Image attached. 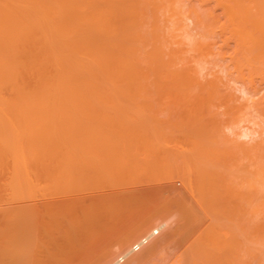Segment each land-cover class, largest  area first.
Wrapping results in <instances>:
<instances>
[{
  "label": "bare ground",
  "instance_id": "obj_1",
  "mask_svg": "<svg viewBox=\"0 0 264 264\" xmlns=\"http://www.w3.org/2000/svg\"><path fill=\"white\" fill-rule=\"evenodd\" d=\"M85 86L88 89L86 91H89V87H93V86H95V87L102 86L103 88H106V86H109V88L110 87H122L124 89L130 88V89H128V91L123 89L125 92L120 91V95L122 97L120 95H118V96L121 97L122 101H124V99H122L124 97L122 95L123 93H125L126 95H130L132 97H136V98L139 97V99L141 101H144L143 99L145 97L149 98L151 94H154V96L156 95L155 97L160 101L159 104H158V102L156 103V104H158L157 106H159L161 104V105H163L164 109H165L164 104H169V102H171V101L173 102V100L168 102V98L170 99L171 97H177V98L179 97L180 99H182L181 100L182 102L184 101V99H185V101L186 100L190 101V102L192 101V104L195 103V104H197V106L203 105V107H205L204 105H207V104L209 105V102H212L214 100H219L223 103L222 105L225 108V110H224L225 113L228 115L229 118H231V120L233 122L238 123L242 119H244V120L246 119L248 122H250L251 127L244 126L246 124L242 125L244 127V130L242 129L243 131L241 130L240 127L238 128L240 130H237L236 127L233 129L232 127H234V126H232V125L234 124L236 126V124L235 123L232 124L231 122H229L228 124H226L228 126V128L226 126V128H227L226 130L229 129V126H231L230 128H232V129H231V131H230V129L228 130V131H230L229 133H224L221 131L220 125L223 127V124L225 122L223 124H220V121L222 122L223 119L221 120V118H222V116H225V115L223 114V112L222 113L220 112V114H223V115L218 114L219 116H221V117H219L220 120H219V122L217 119L215 121V122H218L216 124V126L219 124L218 125L219 128H218V126L216 127L215 123H214V126L217 129H215L213 126V130L211 132L210 129L208 130V128H205L207 126L206 125L204 126L203 122L204 121L206 122V120H204L203 116H201V113H200V117H199V113H198V115L195 114V117H194L193 114L196 113V111H195L196 108L194 110L195 112L193 114H190V115H186L187 111H185L186 112L185 115L187 116V117H185L186 118L185 120H187V124H189L188 122H190V121H191V124H193V121L189 120V118H188L189 116L191 117V115H193L192 116L193 119L195 118L196 130L192 129L193 130L192 132L187 131L181 137L182 139H180L179 136L175 135L173 141L176 144V138L177 137H178L177 139L179 141H181L180 145L182 146V152L183 153L181 152L182 155H181V153H179V154L181 156L184 155V157H185V160H186L185 162H187V164H186V166H187L186 170L187 171H185V170L183 171V168H182V171L180 169H178L180 167V164L182 165V163H185L183 160H182L183 161L182 163L178 162L176 165H173L174 163H172L171 167L167 168V171L169 170V172H176V174H179L178 178L181 176V174L183 175V177L187 181V184L189 185V187L187 186L186 189H188V188L191 189L193 197L200 204V206L203 205V206L208 207V205H210L209 208L212 207V209H213L212 211H215V209L213 207L217 206L218 212H216V214L217 213L219 214V211L221 210L219 205L224 204L221 206L223 210L220 211V214L222 215V213H223V215H224L226 213L225 214L226 216H224V217H226L225 218L226 220L227 219L229 220L230 217L231 218L234 217L233 215L230 216L229 213H232V214L236 213V212L238 213L239 210L238 211H236V210L237 209L242 210V208H240V207H243V205L239 206V202H238V198H237L241 195V194H239V193H241V191L237 192L238 191V183H237V190H236V195L238 193L237 197L235 196V191H234L233 195H230L233 193V190H234V188L236 189V187L233 188L232 184L229 183V180L228 181L226 180L227 184H226V182L223 183V181L225 180L224 173L226 172V175H227V171H226V168L228 167L227 164L231 165V162L229 163L228 158L232 157V151H236L239 154H240V152H243L242 154L246 155L248 157V159L246 156L244 157V156H242V154H240L241 157L242 158L244 157V158H246V160L249 161L248 162L246 160H243V162L245 161L244 164L248 163V165L246 164L247 170L244 168H241V169L236 168V171H237V169L242 170V172H243V170H246L245 171L246 173L245 172L240 173L238 170L239 174H241V178H243L244 175L246 176L248 174V172H252L249 174L252 175V176H250V178H252V180H250V182L253 181V184H250V182H248V183L244 182L242 185L246 186L247 184H249L251 186H254V189H253L251 186L248 185L249 189H250V187L252 188L250 190L251 195L254 194L251 191L255 190L254 191L255 196H253V199H252L253 205L250 204L251 206H254L253 207L254 210L251 208L249 210H253V211L257 212L256 214H255V212L254 213L252 212L251 217L253 214L258 216V217L254 216L255 219L253 218V222H255V223L258 220V224L256 225V226H258L257 227L258 230L255 231L256 226H254L255 227V230H253L254 232L251 231V234H252V232H253V234H256V232H257L256 238H253V239L256 240L255 242H256V246H257L256 251L258 253V258H257V253H256L255 254L256 256L253 257L254 260H257L256 263H250V264H264V0H0V181H2V183L4 180L9 181L8 183H10L12 181V182H14V185H16V182H19V183L27 182V184L25 185L26 186L25 189H27L28 191H29V188H27V186H29V185L33 186V184L35 186V184H37V190L39 189L38 187L41 185V189H44V190L46 189V190L51 191V190L56 189V191H57V189L61 187L59 189V191H60L64 187L65 191L68 192L67 190L69 189V187L71 190L73 189V187H71V186H73V184H75V182L79 178L78 175H80L79 174L80 170H83V169H80L81 167L79 166V157L75 154L76 153L75 149H79V147H78L79 141L85 140V137L88 135V132L91 133V136L89 134L88 137L86 138V141L90 140L91 137H93L95 139L96 134H97V138L101 137V141L100 140L98 141L99 138L95 139V141L97 140L99 143L98 144L95 142L96 146L97 145H99L97 147L106 146L105 148H107L109 151L110 146L108 145V141H110V142L112 141V139H113L112 136L115 138L114 140H116L120 137L119 136L120 134L118 135L119 137L116 136L119 131L118 132L115 131L116 133H114L113 131H114V129L117 130V128L119 126L121 127V123H119V126L117 128H113V129L111 128L113 131L109 128L111 130V132L113 133L112 136L108 135L109 137L107 138L106 134H109L107 132V133H104L105 135L103 137V133H102L103 130L102 129H104V127H105L104 125H106V123H103V125H102V121L106 120L104 115L107 113V110H105V111L103 110V113L101 111L100 116L102 117V114L104 116V118L102 117L103 119H101V121H100L99 115H98V117H96V120H98L99 122L94 121L95 117H94V120L92 119V117L94 115L90 110V113H92V117L89 114V116L91 117V118H89V120H91L90 122H93V121L97 122L98 126L95 127L96 123L92 124V123L88 122V123H90V125L88 124L90 126L89 129L91 130L93 127H94L93 129H96L97 127H99V128H97L95 131L92 129V132L90 130H87L88 129L87 127H85V129L87 128L86 130L83 128L84 125L86 126V124H84L83 122H80L81 118L78 116H79V109H80L79 105L81 103L80 101L85 100V99H83L85 97V94H84L85 90H83V89H86ZM82 87H84V88H82ZM131 88H141L143 92H139L138 89H136L137 91H135V90L129 91V90H131ZM145 88H149L148 91L150 90V88H152L153 90L150 92H145V90H146ZM235 89L240 90L241 95L236 94V92L234 91ZM92 90L94 91V89H91L89 92H91ZM106 90L107 89H105V91ZM81 92H83V93H81ZM111 92H113V91H111ZM83 94H84V97H83ZM93 94H95V93H92L91 95L93 96ZM161 94H162V97L164 95H166V97H168V98L164 97L167 101L164 100L165 101L164 102L163 101L164 98H162V97H161L162 101H161V99H159L160 97L158 98V95L161 96ZM91 95H87V96H91ZM100 95H101V93H100ZM141 95H143V96L140 97ZM169 96H171V97H169ZM94 97H95V95H94ZM105 97H103V98H105ZM111 97H113V96H111ZM147 98L145 100H148ZM90 99L91 98H86V103L89 104ZM178 99H176L177 102L180 100V99L179 100ZM87 100H88V102H87ZM91 101L92 100H90V102ZM149 101H150L149 104L150 103L153 104V101H151L150 98H149ZM96 102H99V101H96ZM107 102H109V101L106 100V103ZM125 102H124V104H125ZM128 102H129V100H128ZM135 102H138V100H136ZM162 102H164V104ZM177 102H176V104H177ZM86 103H84V104H86ZM106 103H105V105H106ZM146 103H148V102H146ZM88 104H87V107L84 106V108H89ZM91 104H93V103H91ZM126 104H129V103H126ZM170 104H169L170 105L169 108L168 107L167 108L172 111L173 108L171 109V107L173 105H176V104H173V103H170ZM179 104H181V103H179ZM131 105H133V103H131ZM135 105H136V103L133 106H135ZM182 105H183V103L178 108H175V106H174V112H171V111L169 112V110H167L168 111L167 114L170 115V113L171 114L175 113L176 115L174 114L172 116H174V117L175 116H177V117L182 116V114L180 112H181V110H185V109H183L184 107H182L181 110L179 109V108H181ZM103 106H102V108H103ZM107 106H108V104H107ZM107 106H105V107H107ZM136 106L138 107V105H136ZM157 106H156L157 110H160L162 108L159 106L160 109H158ZM191 106H190V108H191ZM187 107L189 108V106H187ZM91 108H93V107H91ZM138 108H141V107H138ZM156 108H154V110H156ZM127 109L124 111L122 108V110L124 112H127ZM134 109L136 110L137 108H134ZM177 109L180 111L177 112L176 111ZM193 109L194 108H192V111H193ZM210 109L211 108L209 106L207 108V110L209 111ZM157 110H156V115H158ZM198 110H199V106H198ZM211 110L213 112L214 109H211ZM86 111L88 112V109L85 110V113H87ZM131 111H133V108L131 109ZM162 111H161V114L159 111H158V113L163 117L164 115H162ZM164 111H163V113H164ZM167 111H165V113ZM199 111H201V110H199ZM130 112H129V114L132 116V121H134V117H136V120H137V116L133 117V115ZM139 112H140V114H142L141 109ZM147 112H149V111L147 110ZM210 112L206 113V117L208 119H210V118L207 115L211 114ZM111 113H113V112H111ZM135 113L136 112H134V114ZM150 113H151V111H150ZM189 113H190V110H189ZM126 115H125V118H126ZM137 115H138V113H137ZM168 115H166L167 116L166 119L168 120V122H169V120L172 121L173 120V118H171L172 116L171 117L169 116V118H168ZM113 116L118 117V119H119V110H118V115L117 116L113 115ZM113 116L111 115V118L109 116H107V117H109L107 120L108 126H109V120L110 119L112 120ZM161 116H159L160 120L164 121L163 119H165V117L162 118ZM196 116H198V117H196ZM120 117H122V116H120ZM226 117H225V120L228 119ZM201 118H203V120H204L203 122H201V120H202ZM78 119H79V121H78ZM144 119H146L145 121H147V123H148V119L147 118H144ZM166 119H165V121L167 123ZM179 119H181V118H179ZM115 120H113V122ZM119 120H121L123 122L124 119L123 120L119 119ZM128 120H129V118H128ZM150 120L151 119H149V121ZM225 120H223V121H225ZM81 121H84V120H81ZM171 121L169 123H171ZM228 121H226V122H228ZM124 122L128 123L129 121H124ZM174 122H176V119ZM181 122H186V121L183 120ZM241 122H243V120ZM241 122H239V124ZM78 123L79 124L81 123V125H79ZM85 123H87V122H85ZM99 123H101V126H99ZM127 123H125V124L127 125ZM129 123L127 126H129ZM134 123H135V121H134ZM138 123H141V122H137V124H136V125H138V127H140V125ZM149 123H151V122H149ZM132 124H133V122H132ZM152 124H153V121H152ZM191 124H189L188 128L190 127ZM92 125H94V126L92 127ZM111 125H112V123H111ZM126 125H125V127H126ZM136 125H134V127ZM183 125H184V123H183ZM183 125H182V127H183ZM108 126H106L104 130H106V128ZM248 126H249V124H248ZM138 127L136 126L135 128L137 129ZM185 127H187V126H185ZM100 128H101V130H100ZM122 128H123V126H122ZM135 128L133 129V126H132V130L129 128L130 131H132V133L128 132V134H127V132L125 134L124 129H120L121 131H124L121 133V135L123 134L124 139L127 141L126 142L124 140V142H126V143L122 142V143H124V145H123L124 147L121 146L122 145L121 143H120L121 145L120 144H118V145L112 144V145L115 146V149L118 147L123 151V152H119L121 155L123 153L122 157H125L124 154L126 153V158H127V152H125L126 150L130 151L132 149L131 150L132 153L137 152L139 150L142 151L143 146L142 147L141 146L136 147V146L141 145L142 143H139V142H143L144 140L147 139L146 140L147 142L144 141L145 142V144H144L145 149H144V151H142L143 153L141 151L139 152V155L142 156L141 157L142 158V165L144 166L147 162V161H145V160H147V158H144V157L147 155L149 156V153L151 154V148L150 147L156 146V143H152L153 146H151V142L148 138H151L153 135L151 137H149L150 135H149L148 131L146 130L147 134H148L147 135L146 132L144 131L145 130L144 128H142L144 130L141 132L139 130L140 128H138L139 132ZM145 128H146V126H145ZM153 128H154V126H153ZM166 128H167L166 132H168L167 130L169 129V127H166ZM170 128H172V127H170ZM190 128H194V124ZM79 129H83V130H79ZM98 129L100 130L99 133H101L102 136L98 135V133H97ZM109 129H107L106 131H110ZM126 129L129 130L128 127ZM164 129H165V127H164ZM172 129H176L175 125ZM153 130H151V131L153 132ZM182 130H185V129H182ZM78 131H79V133H78ZM80 131L85 132L84 135H86V136L84 137V135L81 134ZM92 133H94L95 135ZM129 133H130V138H129V136H127V135H129ZM78 134L83 135L84 138H79V141H78V138H77L79 136ZM114 134L116 137L114 136ZM125 135L128 137L129 141H128L127 137H125ZM93 138H91L92 139L91 142L87 141L88 144L85 143V145H89V143L93 144V140H94ZM103 138L108 139V141H106V139H103ZM134 138H137L136 141ZM152 138H154V137H152ZM168 138H170V137H167V140H169ZM243 138H247L248 140L243 141L244 140ZM120 139H121V137L119 138V140ZM138 139H140V140H138ZM141 139L143 141H141ZM240 139H243V140H240ZM114 140L111 143H115ZM121 140H123V136H122ZM132 140L135 142V143L133 142L134 144L132 143ZM156 140H158L159 142H162V140L160 138H157ZM164 141H163V143L165 145L172 142V141L171 142L167 141L168 142L167 143L166 141L165 142ZM84 142L81 141V143H84ZM100 142H102V143H100ZM128 142L129 143L131 142L130 144H132L134 146L137 144L135 146L136 149L134 148V146H132L133 147L132 148ZM103 143H104V145H103ZM146 143L147 144L149 143L148 145H150V146H148ZM126 146H128V147H126ZM181 146L178 147V145H177V148L179 149V148H181ZM123 148H124V150H123ZM137 148H139V149H137ZM148 148H149V150H148ZM157 148L159 149V147H157ZM163 149H161V150H163ZM81 150H83V149H81ZM117 150H119V149H117ZM72 151H73V153H72ZM110 151H111L110 153H112L111 147H110ZM147 151H148V153L146 155ZM159 151H160V149H159ZM238 151H240V152H238ZM114 152L115 151H113V153ZM87 153H88V155H91V157L94 154V156L96 157V159L94 157L95 162L98 158L100 159V157H101L100 154L98 155L94 151H91V154H90V150H89ZM77 154H78V152H77ZM112 154H110V155L104 154V156H103V153H102L101 155L103 158H101V159L105 160L107 158V160H110V159L115 160L119 157L118 158L119 160L117 159V161H114L115 163L113 162V160H110L111 163L113 162L114 165L115 164L119 165V164L123 163V161L121 163L120 160H124V159H120V157H121L120 155L117 156V153H114V154H116L117 158H115L114 154H113L114 158H111V157H113ZM135 154L137 155L138 153H135ZM143 154H145V155H143ZM228 154H230L231 157H229ZM96 155H98V156H96ZM107 156L110 157V159ZM140 156H138V157L140 158ZM83 157L84 156H81V158H83ZM89 157L90 156H87L86 159H90ZM104 157H106V158H104ZM161 157H162V155L160 156V160H163L162 159L163 157L162 158ZM133 158H135V157H133ZM137 158H135L137 161H141L139 158H138L139 160ZM151 158H150V160H151ZM182 158L183 157H181V159ZM170 159H172V158L170 157ZM170 159L168 160V162L166 161L167 164H169V162L172 161ZM104 160L102 162L103 163L102 165L98 160L97 161L100 163V166H104V167H107V165H108L107 162H109L110 165H108L109 169L107 167V171H109V170L112 171L115 168L113 170V172H115L116 169L117 170L119 169L118 171L121 172L122 170H120V168L122 166L124 168V165H122L119 168H118V166H117V168H116V166L113 168L110 161H107L105 163L106 164V166H105ZM118 161H120V162H118ZM143 161H145V163H143ZM154 161H155V159H154ZM87 162H89V161H87ZM117 162L119 164H117ZM132 162H134V159L132 160ZM158 162H161V161H158ZM232 162H233V159H232ZM243 162H240V163H243ZM135 163H137V162H135ZM160 164H162V162ZM167 164L165 163V165H167ZM178 164H179V166H177ZM140 165H141V163H140ZM134 166L131 165L130 169H131V167L132 168L134 167L135 170H136V168L142 169V168H138L136 166V164ZM175 166L178 168H176ZM249 166L252 168L251 171H250V169H248ZM78 167H80V168L78 169ZM151 167H149V168H151ZM83 168H84V166H83ZM92 168H93V166H92ZM85 169H86V167H85ZM88 169H89V167H88ZM143 169H146V168H143ZM77 170H79V172ZM94 170L95 169H93V171ZM229 170H230V168L228 167V174H231L230 173L231 171L229 172ZM85 171L87 172V169ZM93 171L91 172V174L95 175ZM158 171H159V169L157 170V173L161 174V172H158ZM77 172H78V174H77ZM96 172H98V171H96ZM91 174H89V175L92 176ZM232 174H234L235 177L236 176L240 177V175L237 174V172H233ZM242 174H243V176H242ZM81 175H83V173H81ZM164 175H167V174H164ZM168 175H169V173H168ZM234 175H232V177H234ZM98 176H99V174H98ZM137 176H138V174H137ZM143 176L145 177V175H143ZM173 176H176L175 173ZM230 176L231 175H229V178L231 179L232 177H230ZM248 176L249 175H247L245 177V179H247ZM80 178L78 180H80ZM98 178H100V177H98ZM115 178H117V177H115ZM115 178H113V179H115ZM148 178H149V176L147 177V180H148ZM81 180H83V179H81ZM92 180H93V178H92ZM119 180H121V179H119ZM235 180H237V178H235ZM232 181H234V180H232ZM242 181H245L244 178ZM246 181H248V180H246ZM83 182H85V181H83ZM100 182H102V181H100ZM120 182H122V181H120ZM133 182L130 180V183H133ZM238 182L240 183L239 179H238ZM4 183H6V182H4ZM4 183L2 186H4ZM76 183H79V185H80V182L77 181ZM174 183H176V182H174ZM222 183H223V185H222ZM21 184L16 186V187L13 185L12 188L14 189V187L17 188L19 186L24 185V184H22V185ZM38 184H40V185H38ZM81 184L85 185L84 183H81ZM95 184H96V181H95ZM110 184H108V185H110ZM234 184H236V182ZM75 185H77V184H75ZM114 186L115 185H113V187ZM229 186H231L232 188L231 187L229 188ZM79 187H81V186H79ZM222 187L223 188L225 187V188L223 189ZM226 187H228V189H227L228 192L223 191V190H226ZM240 187H242L241 184H240ZM64 188H63V190H64ZM66 188H68V189H66ZM83 188H84V186H83ZM149 188H148V191H149ZM244 188H243V191L246 190L247 186ZM8 189H10V191L12 190L11 187H9ZM8 189L6 188V191ZM23 189L24 188H22L20 191L22 193V196L25 198V193H24L25 191L23 192ZM41 189H40V191H41ZM146 189H147V187H146ZM229 189L230 190L233 189L232 191H230V194H228ZM79 190H80V188L78 189V191ZM177 190H178V188H177ZM182 190L184 191L183 194H185V193L187 194V192L184 189H181L180 190L181 192L178 190L176 193L181 194L183 192ZM189 190H188V192H189ZM247 190H248V188H247ZM6 191L4 193H6ZM10 191H7V193L8 192L9 193H11V192L15 193L16 192V191H14V192L13 191L10 192ZM78 191H77V193H78ZM156 191H159V190L155 189V192ZM51 192L50 193L48 192V193L51 194ZM151 192H153V191H151ZM21 193H20V195H21ZM138 193H137V196H138ZM170 193H171V191H170ZM242 193L244 195V192H242ZM30 194H32V192H30ZM37 194H40V192ZM44 194L46 195L45 191H44ZM145 194H147V193H145ZM151 194L153 195V193H151ZM151 194H149V195H151ZM159 194H161V193H159ZM174 194H175V191H174ZM174 194L173 193L168 194V197H169V199L171 198L170 200H172V199L174 200V202H175L174 205L176 206V202H178V201L176 199H174L175 197H171L172 195L174 196ZM12 195L10 197L13 199L15 198L14 200L16 201L18 198V193H17V195L14 194L15 197H12ZM34 195H35V197H37L36 193ZM48 195H46L47 198H48ZM93 195H94V193H93ZM149 195H148V197H149ZM189 195L187 197L188 199L185 198L188 200V202H187L188 204L186 202H184L183 200H182L183 201L182 203L178 202L181 204V206H183L182 204H184V203L187 205V206L185 205L186 208L183 206L185 208L184 212H186V209L188 211V208H189L188 205L191 206V203H192L191 197ZM243 195L241 197H243ZM76 196H74V197L65 196L66 198H63V199L58 198V200H48V201H45L42 203V205L46 211L45 214H47V217H48V219H46V220H48V223H47L48 227H46V226L45 227L48 229L51 227H53V229H57V232H55L56 235L58 234L57 236H59V235L61 236L62 232H64L65 235H62L61 237L65 236L66 239L68 238L67 239L68 242L69 241L72 242L71 239L74 236L71 237L69 230H68V232H65V231H67V229H66L65 224H64V219L67 218V219H71V221H72V220H74L73 218H75L76 216L81 217L79 215L81 212H83V215H84V213H87L88 211L90 212V209H89L90 206H88L86 208L87 204H85V202H84L85 201L84 199H85V197H87V195L85 197H81L78 195H76ZM114 196H116V195H114ZM134 196L136 197V195H134ZM161 196H163V195H161ZM166 196H167V193L164 196V198ZM233 196H234V198H233ZM248 196H249V194L246 196L247 199H251ZM10 197H9V202L12 201V199L10 200ZM96 197H98V196H96ZM109 197H111V196L109 195L106 198L105 197L104 198L109 199ZM127 197H128V195H127ZM141 197H143V195ZM168 197H166V199H168ZM189 197H190V199H189ZM220 197H222L221 200L219 199ZM241 197H239V198H241ZM246 197H244V198L246 199ZM19 198L22 199L21 197H19ZM19 198H18V200H20ZM89 198H90V196H89ZM98 198L97 199L95 198L94 199L95 201L93 200V202L95 204H97V201H99ZM235 198H236L237 203H236V201H233ZM92 199H93V197H92ZM92 199H91V202H92ZM102 199H103V197H102ZM114 199H115V197H114ZM131 199H132V197H131ZM143 199H144V197H143ZM146 199H147V197H146ZM158 199H159V197H158ZM224 199L226 201H223V203H222L221 201ZM227 199H229L228 202H227ZM18 200H17V202H18ZM115 200L117 202V199H115ZM137 200H139V199H137ZM215 200L216 201L219 200V202L221 204L219 202H218L219 205L216 204L217 202ZM3 201H5V200H3ZM153 201H155V200H153ZM159 201H160V199H159ZM159 201H157V203ZM162 201H164V200L162 199ZM229 201L231 202L230 205L228 204V203H230ZM88 202L90 205L89 199H88ZM116 202H115V204L117 206H121L120 203L118 205ZM142 202L145 203V200H143ZM147 202H149V201L147 200ZM101 203H104V201L102 200ZM105 203L108 204V202H105ZM126 203L130 204V202H128V201H126ZM138 203H139V201H137V204ZM232 203H233V205H232ZM137 204H136V209L139 208V207H137ZM158 204H160L162 206L161 203H158ZM172 204H173V202H172ZM234 204L235 205L238 204V205L235 206ZM6 205L9 206V204H6ZM42 205H40V208H38V205L36 206L37 209H39L38 210L39 212L41 211L40 209L42 208ZM91 205H92V203H91ZM101 205H103V204H101ZM111 205H113V203H111ZM111 205L108 204V206H110V210H111ZM123 205H125V204H123ZM148 205H149V203H148ZM245 205L247 206V204H245ZM8 206H6V208H3L5 210V212H7L6 210H9ZM18 206H19V209H18V207L15 208V206H14V208L21 211L20 204ZM108 206H107V208H109ZM113 206H112V209L114 211V209L116 207L113 208ZM127 206L129 207L130 205L127 204ZM163 206L167 207V205H163ZM169 206H170V204H169ZM179 206L180 205H178V207L175 208L176 210H174L172 208L170 210V208H167V211L169 210V213H170V211H172V210H174V211H177V209L180 210V208H182V207L180 206V208H179ZM231 206H232V208L235 207L233 209V211H230V210H232ZM23 207L24 206L22 205V208ZM26 207H25V209H26ZM95 207L97 208V205ZM124 207L126 208V206H124ZM132 207H133V205H132ZM134 207H135V205H134ZM141 207H142V205H141ZM194 207H196V206L194 205ZM194 207H192V208H194ZM218 207L220 209H218ZM236 207H238V208H236ZM0 208H1V206H0ZM31 208H33V207H30V209ZM93 208H94V206L92 207V209ZM101 208H103V207H101ZM184 208H182V211ZM203 208H205V207H202V209ZM248 208L249 207H247L246 210H248ZM15 209L14 210L11 209V210L13 212L15 211L14 213H16ZM25 209H23V210H25ZM117 209H115V210H117ZM119 209H120V207H119ZM153 209H151L152 212H153ZM189 209H191V208H189ZM36 210L34 213H37ZM84 210L86 212H84ZM95 210L96 209H94V212H96V213H97V210L100 212V209H97L96 211ZM101 210H103V212H100V217H98L99 219L101 218V220H102V222L100 221L101 229L97 233H95L96 229H95V231L91 232V231H89V229L87 230L86 226H84L86 228L84 229L83 237H84V235L86 236L85 238L88 237L86 234L87 231L89 232V234L91 232V234L93 236L89 235L91 237H89V239L88 238L86 239V244L81 245L80 246L81 248L78 247L75 249V246L77 247V245L71 244L74 247L75 251H74L73 247L70 246L72 249V250L71 249L70 250L73 251V253L77 254V256H79L78 254H80V253H83L87 256L90 255L89 256L90 261H88L89 264H100V263L104 264L105 261L108 262V259H110L111 254L114 253L113 255H115V252H113V251H116V249H118V248L121 249L125 245H126L125 246V248H126L128 246L127 244H129L134 238L135 239L138 238L135 236L138 235V230H140L141 228L140 229L137 228L139 225L136 224V221L139 222L141 220H137V219H141V218L143 219L144 218V220H145V218L146 219L148 218V217H146L148 215H145V213H144L145 217H143V214L140 211L139 212L141 215H139L138 210H137V215H134V217H133L135 219L131 220L132 215L136 214V211L134 210V208H133V211H131V209H130V211H128V212H132V215L130 213H127L128 209L126 210L125 213H123V212L116 213L115 212L116 214L113 216H110L112 214H109V213L107 216V214L105 213L106 210L104 211V208ZM123 210L125 211L124 208H123ZM193 210L194 211L197 210L196 213L201 214V213H198L199 211H201V209L198 210V208L196 207ZM246 210L244 209V211H246ZM43 211L44 210H42V212ZM134 211H135V213H134ZM92 212L87 213L89 218L91 217ZM152 212H151V214H152ZM166 212H164V213L162 212V215L163 214L165 215ZM191 212L192 211L190 210V213ZM193 212H192V214H193ZM205 212H207V211L204 210V213ZM208 212L210 214L212 213L210 211V209L208 210ZM7 213H8L7 216H9L10 215L9 213H12V212H7ZM17 213L19 214V211ZM102 213H105L106 217L105 216L101 217V216H103ZM169 213H166V215L169 216L168 215ZM186 213H184V214L186 215ZM21 214L22 213L20 212V216H21ZM87 214H85L86 216L84 215V217H86L85 219L87 220V222H89V219H87L88 218ZM89 214H90V216H89ZM93 214H92V218L95 215L97 216V214H94V216H93ZM181 214L184 215L183 213H181ZM192 214H191V216H192ZM214 214H215V212H214ZM214 214L211 215V218L212 217L214 218V220H215L214 223L216 222L217 224L216 223L215 224L217 226L210 224V226L212 227V230H209L211 232L208 231L207 235L211 234L212 236L214 235L213 237H215L217 232L221 231L219 229L221 227L222 229H224L225 234H228V236L230 237V235H232V232H234V231L231 230L230 232H228L231 229V228L229 229L228 226H229V224H230V226H233L234 224L231 225V222H234L235 220L233 221V219L231 220V218H230V220L228 221L230 223L228 224L227 227H225L228 229L225 230V228H223L224 226H226L225 223L223 221H221L222 220L221 218H218L219 217L218 214H217L218 216H215ZM227 214H228L229 218H228ZM239 214H237V216H239ZM242 214H243V212H242ZM3 215L6 216L5 213ZM138 215H139V217L141 216V218H138ZM152 215H151V217H153ZM164 215L161 216L162 218H160V220L165 219V217H167ZM172 215L176 216V214H174V213H172ZM188 215L189 214L187 213L186 217H189ZM10 216H12V215H10ZM14 216L16 217L17 215L14 214ZM20 216H17V217L19 218ZM41 216H42V214H41ZM43 216H44V214H43ZM43 216H42V218L46 217V216L45 217H43ZM96 216H95V220L96 219L98 220V218ZM214 216L217 218H215ZM21 217L24 218L23 216H21ZM31 217L32 216H30V218ZM199 217L202 218L203 215L202 216L199 215ZM239 217L237 220H240L242 218V215H240ZM22 218H20V219H22ZM33 218L34 217H32L31 219H33ZM35 218H36V215H35ZM77 218L78 217H76L75 219H77ZM92 218H90V219H92ZM154 218H155V214H154ZM176 218L174 219V216H173L172 219L175 220L174 221L175 223H177L176 221L178 219H180L178 222V223H180V221L184 217L182 219H181V217L179 218V216L177 219ZM192 218H193V216L191 217V219ZM211 218H210V220H211ZM150 219H152V218H149L148 220H150ZM186 219H188V218H186ZM205 219L207 221V219H209V218H205ZM216 219H218L221 223L223 222L224 226H222L223 223L221 224ZM2 220H3V218H2ZM19 220L17 221L18 226L22 225V223L19 224ZM196 220H197V222H199L198 221L199 219H196ZM226 220H225V222H226ZM15 221H16V219H15ZM22 221H24V220H22ZM40 221H42V220H40ZM152 221L154 222V225L153 224H150V225H153V227L151 228L149 226L150 228L149 227L146 228V230L151 229L150 233L148 232V234H145L146 236H143V237L141 236L142 238H140L137 242L138 246H139L138 243H142L149 236H151L154 233H157L158 230L166 224V222H164L166 220L159 221V219H158V221L160 222L158 224L155 223L156 222L155 220H152ZM171 221H169V224ZM74 222H75V220H74ZM74 222H73V224H74ZM77 222L78 221L76 220L75 224H77ZM98 222L99 221H96V224ZM150 222L151 221H148L146 223H150ZM167 222H168V220H167ZM200 222H202V221H200ZM211 222H213V221H211ZM250 222H252V221H250ZM11 223H14V222H11ZM30 223L28 221V224H30ZM43 223L45 224V220ZM193 223H190V224L192 225ZM207 223H206V225L209 226L208 225L209 223L208 224ZM235 223H237V221ZM41 224L39 223V227ZM81 224H83V223H80V225ZM143 224L145 225V222ZM143 224H141V225H143ZM167 224L165 225L166 227L168 226ZM238 224H239V222H238ZM244 224H245V222H244ZM249 224H251V223H249ZM11 225H13V224H11ZM31 225L35 226L33 224H31ZM49 225H50V227H49ZM135 225H137V226H135ZM173 225L171 224V226H173ZM22 226L26 227V225H24V223ZM207 226H205L206 228L203 226V228L200 229V231L204 230V229H208ZM210 226H209V229H211ZM0 227H1V225H0ZM9 227L11 228L12 226L1 227L3 229V232L0 231V264H15V262L9 258L14 257L13 259H15L16 249L21 246L17 243H19V241L22 239L24 242L23 243L24 246L23 247L21 246V250H24L25 245H26L25 242L26 243L28 242V241H25L26 235L22 236L23 232H22V235L20 233L18 234V232L21 231V228H23V227H21V228H20V226L17 227L16 232H17L18 236L16 235V232H15V235L13 236L9 230ZM28 227H29V225H28ZM59 227H60V229H59ZM75 227L77 228V229H75V232H76V230L79 231V228H81L83 226L80 227L77 224V225H75ZM139 227H141V226H139ZM146 227H147V225H146ZM174 227H173V229H171L172 227L167 228V231L165 232V234L163 231L164 235L159 233V234H161V238L157 239V236H156L155 241H153V243L150 242L151 243V244H149L150 247L149 246L147 247V248H149L148 252H147V248L145 249L149 257H150V255L152 257V255H154L156 253V255L153 256L154 258L157 256L156 260L152 259V261L157 263V261L159 260L158 264H243V262L239 263L238 261H236V258H235V257L239 258V254L236 256H235V254H236V252L237 253L240 252V251H237L238 247L236 248V246L237 245L239 246V244L242 243V242L238 241L239 240L238 238H240V237H237L235 232L232 236L236 235L235 236L236 238L230 237L228 242L226 240L222 239V236H221V242L222 243H224V241H226V243L228 244L229 241H231L233 239L236 240V241L235 240L232 241V244H234L233 242L235 241L236 245H235V247H232L231 251L228 250V249H231V248H229L231 244L229 246L227 245L228 249H226L227 247L224 246L226 243L223 244V246H224V248H223V247H221V244H220L221 242L219 243L217 241L218 245L222 248V250L226 249L223 251V253L226 252V253H224L225 255L227 254L225 259L229 256H231L233 259V257L235 256L232 261H229V260L224 261L221 259L222 255L220 256V254L216 251L217 250L216 248L218 247V245L216 248H214L215 247L214 245L217 243L214 242L215 239L212 236H210L209 238L214 239V240L213 239L211 240L212 242H214V244L213 243L211 244L214 247H212L208 243V245H210V247L212 248V249H209L208 245L206 243L207 239H205L207 237H205L204 235H201V232H203V231L196 232V234H198V235H196L197 237H195V238L191 237V238H193V239H191V238H189L190 237L189 236L190 230H191V229L188 230L189 227H187V230H186L187 232L186 231L179 232V235L176 234V232H178L176 230L177 229L180 230V227H177V225L176 226L174 225ZM214 227H217L219 229V231L215 232L216 229H215V231H213ZM5 228L6 229L8 228V230H6L4 232ZM63 228L65 229V231L61 232V229L63 230ZM183 228H184V225L182 227V230H183ZM194 228H195V226H194ZM196 228H195V230H196ZM34 229H36V228L33 227V230ZM48 229H47V231H48ZM197 229L199 230V228H197ZM240 229H242L241 226H240L239 230ZM25 230H27V229H25ZM25 230H24V232H26V234H27V231H25ZM29 230L30 231L32 230L31 226H30ZM50 230L52 231V229H50ZM81 230H83V229H80L79 232H81ZM85 230H86V232H85ZM142 230L144 231V228H142ZM192 230H194V229H192ZM198 230H196V231H198ZM58 231L60 232V234ZM143 231H139V232L143 233ZM205 231L206 230H204V234H205ZM212 231H213V234H212ZM37 232H39V231H37ZM43 232H44V230H43ZM93 232H94V234H93ZM191 232H193V231H191ZM30 234H31V232H30ZM33 234H34V231H33ZM40 234H41V232H40ZM45 234H47V232H45ZM73 234H74V232H73ZM175 234L178 237L174 240V236H176ZM237 234H238V232H237ZM239 234H240V232H239ZM251 234H250V236H251ZM49 235H51V234H49ZM53 235L54 234H52V236ZM56 235L53 237L55 238ZM77 235H78V232H77ZM194 235H195V232H194ZM219 235H222V231H221V234H219ZM219 235H217V237H215L216 240H218V237L220 238ZM19 236H20V238L21 237L22 238L20 239ZM27 236H28V234H27ZM60 236L57 237V239L56 238L55 239L56 240L60 239ZM69 236H70V238H69ZM250 236H249V238H250ZM16 237H17V239H16ZM158 237H159V235H158ZM242 237H243V235H242ZM65 238L62 239L63 241L61 239L60 240L62 242L65 241V243H68ZM85 238L81 239V243H83V240ZM244 238H246V237H244ZM27 239H28V237H27ZM47 239L48 238H46V241H47ZM17 240H18V242H17ZM39 240H41V239H39ZM222 240H224V241H222ZM79 241H80V239H79ZM209 241L210 240H208V242ZM29 242H30V240H29ZM33 242H32V244H33ZM35 242L37 244V241H35ZM62 242H61V244H62ZM74 242H75V240H74ZM74 242H72V243H74ZM40 243L41 242H39V244ZM45 243H47V242H45ZM65 243L63 245L64 247L61 246V248H62L61 252L59 251L60 256L65 254L63 256L64 259L66 257V261H69L67 263L65 261V264H68V263L69 264H73V263L77 264V263H75V260L73 259V256H76V255H73L72 257H70L71 255L70 256L68 255V254H72V253H71V251H69V249H67L68 246L65 247ZM243 243H244V241H243ZM20 244H22V243H20ZM17 245H19V247L16 248ZM57 245L59 246V243ZM165 245H167V246L165 247ZM51 246H53V245H51ZM54 246H56V245L54 244ZM169 246L171 247V249H168V250L165 249V252H163V254H162L161 249H163V247L164 248H170ZM232 246H234V245H232ZM240 246L242 248V245H240ZM243 246H245V245H243ZM39 247H41V245H39ZM44 247H46V246H44ZM115 247H118V248H115ZM63 248L64 249L66 248V249L64 250ZM125 248H123V249H125ZM213 248L216 249L215 254L213 252L214 251ZM235 248H236V251H234ZM241 248L239 247L240 250H241ZM77 249H79V250L81 249V251H83V252H78L79 250L77 251ZM19 250L20 249H17V251H19ZM33 250H32V253H34ZM66 250H67V253L64 252ZM159 250H160L161 254L159 253ZM169 250H171V251H169ZM211 250H213V251H211ZM166 251L168 253H166ZM227 251H228V253H227ZM232 251H233V253H232ZM243 251H244V249H243ZM243 251L241 253H243ZM248 251L246 253H248ZM250 251H251V249H250ZM55 252L54 253L51 252V253L54 254V256L57 254L55 257V258H57V256L59 254L55 253ZM142 252H144L146 254L144 249L142 250ZM157 252L160 254V258L162 255H163V257H165V256L166 257L164 259L161 258V260H160ZM211 252H213V253H211ZM16 253H19V252H16ZM21 253H22V251H21ZM164 253H166L167 255L166 254L164 255ZM220 253H222V251ZM230 253L232 255H230ZM83 254H80V255H83ZM216 254H217V256L219 255L220 257L218 256L219 258H217ZM21 255H23V254H21ZM113 255L111 256V258L113 257ZM244 255L246 257L245 253H244ZM60 256H58L59 258H57V259L62 258ZM68 256H69V259L72 258L71 260L72 261L74 260V262L67 259ZM135 256H133V257H135ZM149 257H148V259L150 261L151 257L150 258ZM231 257H229V259ZM245 257H243V259ZM255 257L257 259H255ZM21 258H22V256H21ZM21 258H20V260H21ZM106 258H108V259H106ZM135 258L137 259V257H135ZM157 258H159V259H157ZM238 258H237V260H239ZM8 259H9V261H8ZM36 259H37V257H36ZM80 259H83V260H78L79 264H81V261L85 260L84 262H87L86 260H88L87 257L80 258ZM10 260H11V262H10ZM102 260H104V262ZM138 260L139 261H137L136 264H140V261L142 264H145V263H143V261L140 257L138 258ZM61 261L64 262V260H61ZM241 261H243V260H241ZM246 261L247 260H245V263H246ZM22 262L21 263L24 264V260H22ZM63 262H61V263H63ZM114 262L116 263V261H114ZM128 262L130 264V261H128ZM248 262H247V264H249ZM250 262H251V260H250ZM39 263H41V262H39ZM45 263H46V261H45ZM45 263H43V264H45ZM48 263H50V261ZM17 264H20V263H18V261H17ZM56 264H58V263H56ZM151 264H153V263H151Z\"/></svg>",
  "mask_w": 264,
  "mask_h": 264
},
{
  "label": "rangeland",
  "instance_id": "obj_2",
  "mask_svg": "<svg viewBox=\"0 0 264 264\" xmlns=\"http://www.w3.org/2000/svg\"><path fill=\"white\" fill-rule=\"evenodd\" d=\"M89 87V86H88ZM82 88H84V87H82ZM85 88L86 89H83V90H85L84 91V94H85V97L87 96V95H91L92 93H95V94H93V96L91 95V96H87L86 98H91L90 100H92L91 102H90V100H89V104L88 103H86V98L84 97V94H83V99H85V100H83V101H80L81 103H80V109H79V116L78 117H80L81 118V120H84L85 122H87V123H85L84 121H81L80 120V122H83L84 124H86V126L84 125V129H85V127H87L86 129L87 130H90L89 128H90V123H96L95 124V127L96 126H98V124H97V122H94V121H98V120H96V117H98V115L100 116L101 115V111H102V113H103V110L105 111V110H107V113L104 115L105 116V119L106 120H103L102 121V125H103V123H106V125H104L105 127L106 126H108V118L110 117L111 118V115L113 116V115H118V110H119V119H124L123 120V122L121 121V120H119L118 119V117H115V116H113V119L110 121L109 120V126L106 128V130L107 129H113V128H117L118 126H119V123H121V127L119 126L118 128H117V130L116 129H114V133H116L115 131H119L118 133H117V135L116 136H118L119 134V136L121 137V139H122V136H123V140H119V138L118 139H116V140H114L115 138L112 136L113 135V133L111 132V130L110 131H106V130H104L105 129V127H104V129H102L103 131H102V133H103V137H104V133H109V134H106V136H107V138L111 135L112 136V141L111 142H113V140H114V142L115 143H111L110 141H108V139H106V138H103V139H106V141H108V145L111 147V149H112V153H113V151H115L114 153H117V156L118 155H120L121 157H120V159H124V160H120L121 161V163H122V161H123V163L122 164H119L118 162H120V161H118L117 162V164H119V165H114V161H117V159L119 158H117V156H116V154H114L115 155V158H117V159H110V157H108L110 160H113V162L111 163V161L110 160H107V158L106 157H104V158H106L105 160L104 159H101V158H103L102 157V153H103V156H104V154H106V155H110V154H112V153H110L111 151H110V147H109V151H108V149L107 148H105L106 146H102V147H97V146H99V145H97L96 146V143H98V141L100 140L101 141V137H98L97 138V134H96V137H95V139H98V141L96 140L95 141V139L93 138V137H91V138H93L94 140H93V144L92 143H89V145H85V143H87V141H90L91 142V138H90V140H87L86 141V138L88 137V135L90 134V136H91V133L90 132H88V135L86 136V135H84V133L85 132H83V131H80L81 132V134H83L84 135V137H85V140H81V141H85L84 143H81V141H79V138H84L83 137V135H80V134H78L79 136L77 137L78 138V141H79V149H75V154L79 157V166L81 167H78V169L80 168V169H83V170H80V172L81 173H83V175H81V173L79 172V170H77L78 172H79V174L81 175H78L79 176V178H80V180H78L77 179V181L78 182H80V185H79V183H76L75 182V184H77V185H75V184H73V186H71V187H73V189L71 190L70 189V187H69V189L68 188H66V189H68L67 191L68 192H66L65 191V188H64V190H63V188L59 191V189L61 188H58L57 189V191H56V189L55 190H51V191H49V190H44V189H41V185L40 184H38V185H40L38 188V190H37V184H35V186H34V184H33V186H31V185H29V186H27V188H29V191L27 190V189H25L26 188V184H27V182H21L22 184H24V185H22L21 183H19V182H16V185H14V182H10V183H8L9 181H3V183L4 182H6V183H4V186H2L3 185V183H2V181H0V206H1V208H0V225H1V227H7V226H12L11 228L9 227V230H10V232L12 233V235L14 236L15 235V232H16V229H17V227H19L20 226V228L21 227H23V228H21V231H19L18 232V234L20 233L21 235H22V232H23V235L22 236H24V235H26V237H25V241H28L27 243L25 242V248H24V250H21V246L23 247L24 246V242H23V240L20 238V236H19V238L21 239H19L20 241H19V243H17V244H19V245H21L20 247H19V245H17L16 246V248L17 247H19V248H17V249H20L21 251H22V253H21V251L19 250V251H17V249H16V252H19V253H16L15 252V259H13L14 257H11V258H9V259H11V260H13L14 262H15V264H17V261H18V263H20V264H22L23 262H22V260H24V264H43V263H45V261H46V263L45 264H56V263H58V264H65V261H66V257H65V259H64V255L65 254H63L62 256H60V254H59V251L61 252V246H63L64 245V243H65V241L64 242H62L63 240V238H65V236L64 237H61L62 235H65L64 234V232H62V231H65V229L63 228V230L61 229V232H62V235L60 236V239L62 240H60V239H58V240H56L57 239V237H59V236H57L56 234H55V232H57V229H53V227H51V228H46V227H48V225H47V223H48V220H46V219H48V217H47V214H45L46 213V211H45V209H44V207H43V205H42V203L43 202H45V201H48V200H58V198L59 199H63V198H66L65 196H69V197H74V196H76V195H78V196H81V197H85L86 195H87V197H85V204H87L86 205V208L88 207V206H90L89 207V209H90V212H92V214L94 213V214H97L99 211L97 210V209H100V212H103V210H101V209H103L104 208V211H105V213L107 214V216H108V213L109 214H112V215H110V216H113V215H115L116 213H118V212H123V213H125L126 212V210H127V213H130L131 215H132V212H128V211H130V209H131V211H133V208H134V210L136 211V214H133L132 215V219L131 220H134L135 218H133L134 217V215H137V210H138V214L139 215H141L140 214V212H142V214H143V217H145V215H148V216H146V217H148L147 219L145 218V220H144V218L142 219L141 218V216L139 217V215H138V218H141V219H137V220H141V221H136V224L137 225H139V226H141V227H137L138 229H140V230H138V235L137 236H135V237H138L137 239H133L129 244H127L128 246L125 248V246L124 247H122L121 249L120 248H118V247H115V248H118V249H116V251H113V252H115V255H113V254H111V256L113 255V257L111 258V256H110V259H108V258H106V259H108V262L107 261H105V263L106 264H112L114 261H116V263L114 262L113 264H129V262L128 261H130V264H136V262L137 261H139L138 260V258L140 257L141 259H142V261H143V263H145V264H151V263H153V264H155L156 262H154V261H152V259H155L156 260V257L154 258L153 256H155L156 255V253L154 254V255H152V257H151V255H150V257H151V262L149 261V259H148V254H147V252H148V249L149 248H147L148 246L150 247V245L149 244H151L150 242H152L153 243V241H155V239H156V236H157V239L158 238H161V234H163V231H164V234H165V232L167 231V228H171V229H173V227H174V225L176 226L177 225V227H180V230L179 229H177L176 231H178V232H176V234L177 235H179V232H183V231H186L187 230V227H189L188 228V230L189 229H191L190 230V237L189 238H191V237H197L196 235H198V234H196V232H199L200 231V229H202L203 228V226L205 227V226H207L206 225V223L210 226V224H213L214 226H217L215 223H214V218L212 217L211 218V215H213L214 214V212H215V216H218L219 215V217L218 218H221L220 220L221 221H223L224 223H225V225L226 226H224V223L222 224L218 219H216V220H218V222H220L221 224H222V226H224L223 228H225V227H227L228 226V224L230 223V222H228L229 220H230V218H229V216H228V214H227V216H228V218H229V220L227 219H225L226 217H224V216H226L225 214L223 215V213H222V215L220 214V211L221 210H223L222 209V205H224V204H222V205H219L218 204V202H219V200L218 201H216L217 203L216 204H218L219 206H220V208H221V210L219 211V214L217 215L216 214V212H218L217 211V206L216 207H213L214 209H215V211H212L213 209H212V207L211 208H209V206L210 205H208V207H206V206H203V205H201L202 207H205V208H203L202 209V207L200 206V204L195 200V198L193 197V194H192V192H191V189L190 188H188V189H186L187 188V186L189 187V185L187 184V181H186V179L183 177V175L181 174V176L178 178V176H179V174H176V172H169V170L167 171V168L168 167H171V164L172 163H174L173 165H176L178 162L179 163H182L183 161L185 162L186 160H185V157H184V155L183 156H181L182 155V146L180 145L181 144V141H179L177 138H176V144L174 143V137H175V135H177V136H179V138L180 139H182L181 137L187 132V131H189V132H192L193 130L192 129H194V130H196V120H195V118L193 119V115H194V117H195V114L196 115H198V113H199V117H200V113H201V116H203V118H204V120H206V122L203 120V118H201L200 120H201V122H203L204 123V126L206 125L207 127H205V128H208V130L210 129V131L212 132V130H213V126H214V123H215V126H216V124L219 122V117H221V116H219L218 114H220V112L222 113L223 112V114L225 115V116H222V118H221V120L223 119V120H225V117L226 118H228L227 120H225V121H223L222 120V122L220 121V124H223L224 122V124H223V127L220 125V128H221V131L222 132H224V133H229L230 131H231V129L233 128H237V130H240V129H238L239 127L241 128V130L243 129L244 130V127L242 126V125H244V124H246V125H244V126H246V127H251V123L250 122H248L246 119L244 120V119H242L243 120V122H241V121H239V122H241L240 124H239V122L238 123H235V122H233L232 120H231V118H229L228 117V115L225 113V108H224V106L222 105L223 103L221 102V101H219V100H214V101H212V102H209V105L207 104V105H204L205 107H203V105L201 106V105H198L199 106V110H201V111H199L198 110V106H197V104H195V103H193L192 104V101L190 102V101H185V99H184V101L182 102L181 100L182 99H180L179 97V99L177 98V97H171V96H169V97H171L170 99L168 98V97H166V95H164L163 97H162V94H161V96H159L158 95V98L159 99H161V97L162 98H168V102L169 101H171V100H173V102L171 101V102H169V104L170 103H173V104H176V99H178L179 101L177 102V104L176 105H173L172 107H171V109H172V111L171 110H169L168 108H169V106L171 105H169V104H164V102L165 101H167L165 98L163 99V101L164 102H162L163 104H164V106H165V109L163 108V105H159L160 107H162L161 109L164 111H167V110H169V112L171 111V112H174V106H175V108H178L182 103H183V105L181 106V108H179L180 110L182 109V107H184L183 109H185V110H181V114H182V116H172V115H174L175 113H170V115H168L167 113H168V111L165 113V111H164V113L166 114V115H168V118H169V116L171 117V118H173V120L175 121V119H176V122H174L173 120L171 121V120H169V122L171 121V123H169L168 122V120L166 119L167 118V116L163 113V111L159 108V106H157L159 103H160V101L154 96V94H151L150 95V100L151 101H153V104L152 103H150L149 104V98H147V97H143L144 99V101H141L140 99H139V97L138 98H136V97H132V96H130V95H126L125 93H123L122 95L125 97H123L122 99H124V101H122L121 100V95H120V91H122V92H125L124 90H126V91H128V89H130V88H122V87H110L109 88V86H106V88H103L102 86H98V87H95V86H93V87H89V91L91 90V89H94V91L92 90L91 92H89V91H86V90H88L87 89V87L85 86ZM96 88V89H95ZM102 88V89H101ZM105 89H107L106 91H105ZM124 89V90H123ZM136 89H138V91L139 92H143L142 91V89L141 88H131V90H129V91H137ZM146 90H145V92H150V91H152L153 89L152 88H150V90L148 91V89L149 88H145ZM101 90V91H100ZM103 90V91H102ZM113 91V92H111V91ZM97 91V92H96ZM111 93H110V92ZM235 92H236V94H240L241 95V92H240V90H238V89H235L234 90ZM86 92V93H85ZM88 92V93H87ZM101 93V95H100V93ZM104 92V93H103ZM121 92V93H122ZM81 93H83V92H81ZM90 93V94H89ZM106 93V94H105ZM119 93V94H118ZM98 94V95H97ZM109 94V95H108ZM94 95H95V97H94ZM113 96V97H111V96ZM118 95H120L121 97H119ZM126 95V96H125ZM239 95V96H240ZM98 96V97H97ZM103 96V97H105V98H101V97ZM110 96V97H109ZM143 95H141L140 97H142ZM119 97V98H118ZM111 98V99H110ZM148 99V100H145V99ZM176 98V99H175ZM81 99V98H80ZM97 99V100H96ZM142 99V98H141ZM106 100L107 101H109V102H107L106 103ZM127 100V101H126ZM128 100H129V102H128ZM136 100H138V102H135ZM155 100V101H154ZM96 101H99V102H96ZM122 103H120V102ZM126 101V102H125ZM161 101H162V99H161ZM181 101V102H180ZM87 102H88V100H87ZM95 102V103H94ZM104 104H103V103ZM124 102H125V104L126 103H129V104H124ZM133 103V105L136 103V105H138V107H141V108H138L136 105L135 106H133V105H131V103ZM135 102V103H134ZM146 102H148V103H146ZM158 102V104H156ZM190 104H189V103ZM84 103H86V104H84ZM91 103H93V104H91ZM102 105H101V104ZM105 103H106V105H105ZM167 103V102H166ZM179 103H181V104H179ZM87 104H88V107L90 108H84V106L85 107H87ZM96 104V105H95ZM107 104H108V106H107ZM120 104V105H119ZM156 104V105H155ZM179 104V105H178ZM104 105V106H103ZM122 105V106H121ZM192 105V106H191ZM102 106H103V108H102ZM105 106H107V107H105ZM128 106V107H127ZM133 108V111H131V107ZM155 106V107H154ZM156 106L158 107V109H160V110H157V108H156ZM186 106V107H185ZM187 106H189V108L187 107ZM190 106H191V108H190ZM210 106V108L211 109H214L213 110V112H212V110L210 109L209 111L207 110V108ZM91 107H93V108H91ZM143 107V108H142ZM145 107V108H144ZM168 107V108H167ZM102 108V109H101ZM105 108V109H104ZM108 108V109H107ZM122 108H123V110L125 111L127 108V112H124L123 110H122ZM126 108V109H125ZM134 108H137L136 110L134 109ZM154 108H156V110H157V114L159 115V116H161L160 114H161V111H162V115H164L163 117H165V119L167 120V123H166V121H165V119H163L164 121H162V120H160V118H159V116L158 115H156V110H154ZM192 108H194L193 109V111H192ZM195 108H196V110H195ZM224 108V109H223ZM88 109V114L87 113H85V110H87ZM122 111H121V110ZM139 109V110H138ZM140 109H141V113L142 114H140ZM187 109V110H186ZM90 110H91V112L93 113V117H92V113H90ZM145 110V111H144ZM147 110L149 111V112H147ZM180 110H176L177 112H179ZM189 110H190V113H189ZM196 111V113H194L195 111ZM97 111V112H96ZM121 111V112H120ZM131 111V112H130ZM150 111H151V113H150ZM158 111L160 112V114L158 113ZM184 111V112H183ZM185 111H187V113L185 112ZM207 111V112H206ZM211 111V112H210ZM95 112V113H94ZM100 112V113H99ZM111 112H113V113H111ZM129 112L133 115V117L134 116H137V120H136V117H134V121H135V123H134V121H132V116L129 114ZM134 112H136L135 114H134ZM192 112V113H191ZM208 112H210L211 114H208L207 116L210 118V119H208L207 117H206V113H208ZM109 113V114H108ZM115 113V114H114ZM127 115H126V114ZM137 113H138V115H137ZM184 113V114H183ZM185 113H186V115H190V114H193V115H191V117L189 116L188 118H189V120H192L193 121V124H194V128H190V127H192L193 126V124H191V121L190 122H188L189 124H191L190 125V127L188 128V126H189V124H187V120H185L186 118L185 117H187L186 115H185ZM89 114H90V116L92 117V119L94 120V117H95V120L93 121V122H90L91 120H89V118H91L90 116H89ZM96 114V115H95ZM111 114V115H110ZM223 114H220V115H223ZM125 115H126V118H125ZM176 115V114H175ZM180 115V114H179ZM104 116H103V114H102V117L104 118ZM107 116H109V117H107ZM120 116H122V117H120ZM128 116V117H127ZM139 116V117H138ZM101 116L99 117L100 118V121H101V119H103ZM107 117V118H106ZM124 117V118H123ZM149 117V118H148ZM162 117V116H161ZM162 117V118H163ZM196 117H198V116H196ZM217 117V118H216ZM128 118H129V120H128ZM141 118V119H140ZM144 118H147L148 119V123H147V121H145L146 119H144ZM179 118H181V119H179ZM183 118V119H182ZM191 118V119H190ZM98 119V118H97ZM116 119V120H115ZM118 119V120H117ZM140 119V120H139ZM149 119H151L150 121H149ZM197 119V118H196ZM216 119L218 120V122H215L216 121ZM89 120V121H88ZM113 120H115L114 122H113ZM186 121V122H181V121ZM188 120V121H189ZM195 120V121H194ZM229 120V121H228ZM78 121H79V119H78ZM106 121V122H105ZM118 123H117V122ZM121 121V122H120ZM124 121H129L128 123H129V126H127L128 125V123L127 122H124ZM152 121H153V124H152ZM226 121H228V122H226ZM245 121V122H244ZM88 122H90V123H88ZM99 122V121H98ZM112 123V125H111V123ZM132 122H133V124H132ZM137 122H141V123H138L139 125H140V127H138V125H136L137 124ZM149 122H151V123H149ZM167 124H165V123ZM174 122V123H173ZM229 122H231L232 124L233 123H235L236 124V126L233 124H231L232 126H234V127H232V128H230L231 126H229V129H230V131H228V130H226L227 128H228V126L226 125V124H228ZM116 123V124H115ZM125 123H127V125L125 124ZM183 123H184V125H183ZM202 123V124H203ZM79 124V123H78ZM89 124V125H88ZM115 124V125H114ZM118 124V125H117ZM147 124V125H146ZM169 124V125H168ZM186 124V125H185ZM229 124V125H230ZM248 124H249V126H248ZM79 125H81V123L79 124ZM125 125H126V127H125ZM134 125H136L138 128H140L139 130H140V132L141 131H143L144 129V131L146 132V134H147V131H148V133H149V137H151L152 135V137H154V138H148L149 140H150V142H151V146H153L152 145V143H156V146H153V147H150L151 148V154L149 153V156L147 155V153H148V151L146 152V155L147 156H143L144 158H147V160H145V161H147L146 162V164L143 166L142 165V156H140L139 155V152L141 151V150H139V151H137V152H134V153H132V149L130 150L129 148V150L131 151H128V150H126L125 152H127V158H126V153L124 154L125 155V157H122V155H123V153H122V155L119 153V152H123L120 148H116L115 149V146H113L112 144H114V145H118V144H120L121 146H123L124 145V143H126L127 141L124 139V135L122 134L121 135V133L122 132H124L125 131V134H126V132H127V134H128V132H131L132 133V131H130V129L132 130V126H133V129L136 127H134ZM152 125V126H151ZM174 125H175V128L176 129H172L173 127H174ZM182 125H183V127H182ZM219 125V124H218ZM217 125V126H218ZM94 125H92V127H93ZM99 126H101V123H99ZM112 126V127H111ZM122 126H123V128H122ZM131 126V127H130ZM145 126H146V128H145ZM153 126H154V128H153ZM185 126H187V127H185ZM215 126H214V128H215ZM216 126V127H217ZM226 126H227V128H226ZM81 127V126H80ZM125 127V128H124ZM128 127V129L129 130H127L126 128ZM150 127V128H149ZM164 127H165V129H164ZM166 127H169V129L167 130L168 132H166ZM170 127H172V128H170ZM245 127V128H246ZM94 128V127H93ZM92 128V129H93ZM97 128H99V127H97ZM96 128V129H97ZM138 128L136 129V130H138ZM142 128H144V129H142ZM218 128H219V126H218ZM85 129V130H86ZM92 129L90 130L91 132H92ZM96 129H93L94 131L96 130ZM120 129H124V131H121ZM126 129V130H125ZM142 129V130H141ZM154 129V130H153ZM182 129H185V130H182ZM215 129H217V128H215ZM79 130H83V129H79ZM84 130V131H85ZM100 130H101V128H100ZM99 129H98V131H97V133H98V135H101L102 136V134L101 133H99V131H100ZM139 130H138V132H139ZM147 130V131H146ZM150 130V131H149ZM151 130H153V132L151 131ZM236 130V129H235ZM242 130V131H243ZM87 132V131H86ZM239 132V131H238ZM241 132V131H240ZM78 133H79V131H78ZM96 133V132H95ZM112 133V134H111ZM92 134H94V133H92ZM95 135V134H94ZM109 135V136H108ZM148 135V134H147ZM93 136V135H92ZM114 136H115V134H114ZM115 136V137H116ZM127 136H129V138H130V133H129V135H127ZM126 135H125V137H127ZM167 137H170V138H168L169 140H167ZM132 138V137H131ZM157 138H160L161 140H162V142H159L158 140H156ZM127 139H128V137H127ZM135 139V141H136V139L137 138H134ZM154 139V140H153ZM244 139V140H243ZM243 139H240V140H243V141H247L248 139L247 138H243ZM124 140L126 141V142H124ZM138 140H140V139H138ZM147 140V139H146ZM146 140H144V141H146ZM172 141L171 143H168L167 141V143L168 144H164L163 143V141ZM103 141V140H102ZM105 141V140H104ZM128 141H129V139H128ZM141 141H143L142 139H141ZM139 142V143H142L141 145H135L136 147H142L143 146V149H142V151H144V144H145V142ZM164 141V142H165ZM96 142V143H95ZM122 142H124V143H122ZM134 141L132 140V143H133ZM147 142V141H146ZM100 143H102V142H100ZM107 143V142H106ZM129 143V142H128ZM131 143V142H130ZM129 143V144H130ZM135 143V142H134ZM133 143V144H134ZM138 143V142H137ZM138 143V144H139ZM88 144V143H87ZM92 144V145H91ZM99 144V143H98ZM147 144V143H146ZM149 144V143H148ZM147 144V145H148ZM103 145H104V143H103ZM119 145V146H120ZM127 145V144H126ZM131 145V147L132 146H134V145H132V144H130ZM161 145V146H160ZM177 145H178V147H180L181 146V148H177ZM101 146V145H100ZM120 146V147H121ZM134 146V148L136 149V147ZM148 146H150V145H148ZM163 146V147H162ZM168 146V147H167ZM77 147V148H78ZM124 147V146H123ZM126 147H128V146H126ZM125 147V148H126ZM157 147H159V149H160V151H159V149L157 148ZM122 148V147H121ZM133 148V147H132ZM147 148V147H146ZM164 148V149H163ZM81 149H83V150H81ZM117 149H119V150H117ZM137 149H139V148H137ZM161 149H163V150H161ZM90 150V154H91V151H94L95 153H97L98 155L100 154V159L98 158L97 160L101 163V165L103 164L102 162H103V160L105 161L104 162V165L106 166V162L107 161H110V163L112 164V167L114 168L115 166H116V168H117V166H118V168L119 167H121L122 165H124V168H123V166L120 168V170H122L121 172L120 171H118L117 169L115 170V172H113V170L115 169H113L112 171L111 170H109V171H107V167H108V169H109V166L108 165H110L109 164V162H107V167H104V166H100V163L96 160V162H95V160H94V154H93V158L91 157V155H88V151ZM123 150H124V148H123ZM134 150V149H133ZM148 150H149V148H148ZM85 151V152H84ZM136 151V150H135ZM141 151V152H142ZM165 151V152H164ZM167 151V152H166ZM77 152H78V154H77ZM85 154H84V153ZM106 152V153H105ZM129 152V153H128ZM150 152V151H149ZM182 152V153H181ZM230 152V151H229ZM228 152V153H229ZM238 152H240V151H238ZM72 153H73V151H72ZM132 153V154H131ZM135 153H138L137 155L135 154ZM143 153V152H142ZM154 153V154H153ZM179 153H181V155L179 154ZM243 152H240V154H242ZM112 154V155H113ZM153 154V155H152ZM239 153H237L236 151H232V157H231V155L230 154H228L229 155V157H231V158H228V161H229V163L231 162V165H228L227 164V166L230 168V170H229V172L231 173V174H228V167L226 168V171H227V175H226V172L224 173V177H225V180L223 181V183L224 182H226V184H227V181L229 180V183L230 184H232V187L234 188V187H236V189L234 188V190H233V193L232 194H230V191H232V190H230L229 189V193L228 194H230V195H233L234 194V191H235V196L237 197V195H238V193H237V195H236V190H237V183H238V191L237 192H239V191H241V193H239V194H241L239 197H241L242 195H243V193L242 192H244V195H243V197H241V198H239V197H237L238 198V202H239V206H241V205H243V207H240V208H242V210H240V209H237L236 211H238V213L237 214H239L240 212V214H239V216L240 215H242V218L240 219V220H237L238 219V217L239 216H237V214L236 213H229L230 214V216H234V217H232L231 218V220L233 219V221L234 222H231V225H233V226H230V224H229V226H228V228L230 229L228 232H230L231 230L232 231H234L235 232V234L237 235V237H240V238H238L239 240V242H242L241 244H239V246L237 245L236 246V248L238 249L237 251H240V252H236V254H235V256L236 255H238L239 254V258L238 257H235L236 258V261H238L239 263H242L243 262V264H247V262L250 264V263H256V261L257 260H254V256H256L255 254L257 253V246H256V240L255 239H253V238H256V235H257V232H256V234H253V230H255V227L254 226H256L257 224H258V220L256 221V223L255 222H253V218H254V216H256L255 214L257 213V212H255V211H253L254 209H253V207L254 206H251V205H253L252 203H253V201H252V199H253V196H255V190L254 191H251V192H253L254 194L253 195H251L250 194V190L253 188L254 189V186H251V185H249V184H247L246 186H247V188H248V190H247V188H246V190H244L243 191V188L244 187H246V186H243L242 184L245 182H250V180H252V178H250V176H252L251 174H249V173H252V172H248V174L247 175H249L248 176V178L247 179H245V177L247 176H243V174H242V176H243V178H244V180L245 181H242L243 180V178H241V174H239V172L241 173L242 172V170H239V169H241V168H244V169H246V164L248 165V163H246V164H244V162H243V160H246V158H244L246 155H243L242 154V156H244L243 158L241 157V155H240ZM84 156L83 158H81V156ZM98 155H96V156H98ZM114 155H113V157H111V158H114ZM134 155V156H133ZM136 155V156H135ZM143 155H145V154H143ZM162 155V159L163 160H160V156ZM227 155V156H228ZM87 156H90L89 158L90 159H86L87 158ZM138 156H140V158L138 157ZM152 158H151V157ZM133 157H135V158H139L141 161H137L135 158H133ZM154 157V158H153ZM170 157L172 158V159H170ZM181 157H183L182 159H181ZM247 157V156H246ZM93 160H92V159ZM134 159V162H132V160ZM137 158V159H138ZM150 158H151V160H150ZM95 159H96V157H95ZM138 159V160H139ZM154 159H155V161H154ZM172 160V161H170L169 162V164H167V162H168V160ZM232 159H233V162H232ZM237 161H236V160ZM247 159H248V157H247ZM119 160V159H118ZM165 160V161H164ZM177 160V161H176ZM181 162H180V161ZM183 160V161H182ZM87 161H89V162H87ZM94 161V162H93ZM145 161H143V163H145ZM158 161H161L162 162V164H160L161 162H158ZM167 161V162H166ZM246 161H248V160H246ZM135 162H139L138 164L137 163H135ZM238 162V163H237ZM240 162H243V163H240ZM249 162V161H248ZM125 163V164H124ZM136 164V166L138 167V168H142V169H137L136 168V170L134 169V165ZM140 163H141V165H140ZM165 163L167 164V165H165ZM159 164V165H158ZM185 164V165H184ZM186 164H187V162H185V163H182V165L184 166H182L181 164H180V167L178 168V167H176V168H178V169H180L181 171H182V168H183V171L185 170V171H187L186 169H187V166H186ZM235 164V165H234ZM114 165V166H113ZM131 165H133L134 167L132 168L131 167V169H130V166ZM163 165V166H162ZM170 165V166H169ZM83 166H84V168H83ZM92 166H93V168H92ZM141 166V167H140ZM146 166V167H145ZM151 167V168H149V167ZM177 166H179V164L177 165ZM232 166V167H231ZM85 167H86V169H87V172L89 173V174H91V172L93 171V169H95L93 172H94V174L95 175H93V174H91L92 176H90L85 170ZM88 167H89V169H88ZM111 167V166H110ZM174 167V168H175ZM123 168V169H122ZM143 168H146V169H143ZM159 169V171L158 172H161V174L159 173H157V170ZM175 168V169H176ZM185 168V169H184ZM236 168H239V169H237V171H236ZM248 168V167H247ZM85 169V170H84ZM92 169V170H91ZM125 169V170H124ZM151 169V170H150ZM162 169V170H161ZM248 169H250V171L252 170V168L249 166V168ZM89 170V171H88ZM124 170V171H123ZM161 170V171H160ZM235 170V171H234ZM238 170H239V172H238ZM247 170V169H246ZM246 170H243V172L242 173H244ZM96 171H98V172H96ZM111 171V172H110ZM118 171V172H117ZM249 171V170H248ZM78 172H77V174H78ZM130 174H129V173ZM233 172H237V174H239L240 175V177L239 176H236L235 177V173L234 174H232ZM85 173V174H84ZM88 175H87V174ZM157 173V174H156ZM168 173H169V175H168ZM172 175H171V174ZM174 173H175V175L176 176H173L174 175ZM246 173V172H245ZM97 174V175H96ZM98 174H99V176H98ZM137 174H138V176H137ZM164 174H167V175H164ZM236 174V175H237ZM143 175H145V177L143 176ZM149 176V178H148V180H147V177ZM229 175H231L230 177H232V175H234V177L235 178H237V180H235V178L234 177H232L231 179L232 180H234L235 182H236V184H234L235 182L234 181H232L230 178H229ZM95 176V177H94ZM97 176V177H96ZM117 177V178H115V177ZM122 178H121V177ZM124 176V177H123ZM147 176V177H146ZM162 176V177H161ZM228 176V177H227ZM98 177H100V178H98ZM161 177V178H160ZM177 177V178H176ZM239 177V178H238ZM91 178V179H90ZM92 178H93V180H92ZM112 178V179H111ZM113 178H115V179H113ZM131 178V179H130ZM140 178V179H139ZM234 178V179H233ZM81 179H83V180H81ZM101 179V180H100ZM108 179V180H107ZM119 179H121V180H119ZM133 182V183H130V180ZM136 179V180H135ZM139 179V180H138ZM142 179V180H141ZM147 181H146V180ZM165 179V180H164ZM179 179V180H178ZM238 179H239V181H240V183L238 182ZM145 182H144V181ZM227 180V181H226ZM231 180V181H230ZM246 180H248V181H246ZM83 181H85V182H83ZM95 181H96V184H95ZM99 181V182H98ZM100 181H102V182H100ZM117 181V182H116ZM120 181H122V182H120ZM119 182V183H118ZM174 182H176V183H174ZM233 182V183H232ZM242 182V183H241ZM19 183V184H18ZM81 183H84L85 185H83V184H81ZM110 184V185H108V184ZM223 183H222V185H223ZM228 183V184H229ZM22 185V186H19V187H17V188H15L16 186H18V185ZM106 184V185H105ZM117 184V185H116ZM121 184V185H120ZM139 184V185H138ZM145 184V185H144ZM176 184V185H175ZM225 184V185H226ZM240 184H241V186L242 187H240ZM250 184H253V181H251L250 182ZM12 185V186H11ZM13 185L15 186L14 187V189L12 188L13 187ZM75 185V186H74ZM81 186V187H79V186ZM96 185V186H95ZM113 185H115L114 187H113ZM127 185V186H126ZM156 185V186H155ZM234 185V186H233ZM248 185L249 186H251L250 187V189H249V187H248ZM25 186V187H24ZM83 186H84V188H83ZM136 186V187H135ZM140 186V187H139ZM168 188H167V187ZM175 186V187H174ZM177 186V187H176ZM9 187H11V191H16L17 193H18V198L19 197H21L22 199H20V200H18V198H17V200H18V202H17V200L15 201L13 198H11L10 196L12 195V197H15V195L14 194H16L17 195V193L15 192V193H12L11 191H10V189H8ZM33 187V188H32ZM36 187V188H35ZM90 187V188H89ZM131 187V188H130ZM146 187H147V189H146ZM150 187V188H149ZM231 186H229V188H230ZM231 187V188H232ZM240 187V188H239ZM3 188V189H2ZM6 188L8 189L7 191H10L11 193H7V191H6ZM22 188H24L23 189V192L25 193V198L22 196V193H21V189ZM80 188V190L78 191V189ZM104 188V189H103ZM136 188V189H135ZM140 188V189H139ZM148 188H149V191H148ZM177 188H178V190L180 191L181 189H186L185 191L187 192V194L185 193V194H183L184 193V191L181 193V194H178V193H176L178 190H177ZM181 188V189H180ZM223 188V187H222ZM225 188V187H224ZM223 188V189H224ZM40 189H41V191H40ZM89 189V190H88ZM101 189V190H100ZM135 189V190H134ZM155 189L156 190H159V191H156L155 192ZM190 189V190H189ZM222 189V190H223ZM227 189H228V187H226V190H223L224 192L226 191V192H228L227 191ZM241 189V190H240ZM245 189V188H244ZM45 191V193H46V195H48L50 192H51V194H49L48 195V198H47V196L44 194V191ZM138 190V191H137ZM163 190V191H162ZM188 190H189V192H188ZM3 191V192H2ZM6 191V193H4ZM13 191V192H14ZM21 193V195H20V193ZM60 193H59V192ZM63 193H62V192ZM65 191V192H64ZM77 191H78V193H77ZM92 191V192H91ZM105 191V192H104ZM144 191V192H143ZM146 191V192H145ZM151 191H153V192H151ZM162 191V192H161ZM166 191V192H165ZM170 191H171V193H170ZM174 191H175V194H174ZM249 191V192H248ZM28 192V193H27ZM30 192H32V194H30ZM40 192V194H37V193H39ZM42 192V193H41ZM49 192V193H48ZM58 192V193H57ZM124 192V193H123ZM139 192V193H138ZM150 192V193H149ZM169 192V193H168ZM181 192V191H180ZM246 192V193H245ZM36 193V196L37 197H35V194ZM53 193V194H52ZM90 193V194H89ZM93 193H94V195H93ZM97 193V194H96ZM117 193V194H116ZM120 195H119V194ZM137 193H138V196H137ZM144 193V194H143ZM145 193H147V194H145ZM151 194V193H153V195L151 194V195H149V194ZM156 193V194H155ZM159 193H161V194H159ZM166 193H167V196L166 197H168V194H174V196L172 195L171 197H175L174 199H176L178 202H180V203H182L183 201L184 202H188V195L191 197V201H192V203H191V206L190 205H188V207L189 208H191V209H189L188 208V211H187V209H186V212L189 214L188 216L189 217H186L187 216V213L186 212H184V210H185V203L184 204H182L183 206H181V204L180 203H178V202H176V206L174 205V200L172 199V200H170L169 199V197H168V199H166V197L164 198V196L166 195ZM3 194V195H2ZM81 194V195H80ZM89 194V195H88ZM106 194V195H105ZM124 194V195H123ZM126 194V195H125ZM165 194V195H164ZM177 194V195H176ZM249 194V196L248 197H250L251 199H247V195ZM7 195V196H6ZM28 195V196H27ZM39 195V196H38ZM53 195V196H52ZM105 195V196H104ZM111 196V197H109V199L107 198V199H105L107 196ZM114 195H116V196H114ZM127 195H128V197H127ZM130 195V196H129ZM134 195H136V197L134 196ZM143 195V197H144V199H143V197H141ZM148 195H149V197H148ZM161 195H163V196H161ZM184 195V196H183ZM246 195V196H245ZM10 197V200L12 199V201H10L9 202V197ZM27 196V197H26ZM63 196V197H62ZM89 196H90V198H89ZM93 197V199H92V197ZM96 196H98V197H96ZM103 197V199H102V197ZM124 196V197H123ZM126 196V197H125ZM155 198H154V197ZM159 197V199H160V201H159V199H158V197ZM17 197V196H16ZM33 197V198H32ZM77 197V196H76ZM97 199H99V201H97V204H95L94 202H93V200L95 199V198ZM105 197V198H104ZM114 197H115V199H117V202H116V200L114 199ZM120 197V198H119ZM131 197H132V199H131ZM139 197V198H138ZM146 197H147V199H146ZM153 197V198H152ZM183 197V198H182ZM190 197H189V199H190ZM193 197V198H192ZM244 197H246V199L244 198ZM5 198V199H4ZM7 198V199H6ZM40 200H39V199ZM89 199V201H90V205H89V202H88V199ZM119 198V199H118ZM131 200H129V199ZM179 198V199H178ZM185 198H187V199H185ZM228 198V197H227ZM232 198V197H231ZM233 198H234V196H233ZM243 198V199H242ZM37 199V200H36ZM91 199H92V202H91ZM112 199V200H111ZM114 199V200H113ZM125 199V200H124ZM127 199V200H126ZM135 199V200H134ZM137 199H139V200H137ZM141 199V200H140ZM145 200V203H143L142 201L143 200ZM162 199L164 200V201H162ZM220 200L222 199V197H220L219 198ZM230 199V198H229ZM229 199H227V202H228V200ZM3 200H5V201H3ZM7 200V201H6ZM102 200L104 201V203L105 202H108V204L109 205H111V203H113V205H111V210H110V206H108V204L107 203H101L102 202ZM109 200V201H108ZM147 200L149 201V202H147ZM153 200H155V201H153ZM168 200V201H167ZM170 200V201H169ZM183 200V201H182ZM194 200V201H193ZM248 200V201H247ZM95 201V200H94ZM119 205V203H120V205L121 206H117L116 204H115V202ZM120 201V202H119ZM124 201V202H123ZM126 201H128V202H130V204L129 203H126ZM137 201H139V203L137 204ZM157 201H159L158 203H161L162 204V206L160 205V204H158L157 203ZM168 203H166V202ZM190 201V202H191ZM223 201H226L225 199L224 200H222L221 202L223 203ZM233 201H236V198L233 200ZM245 201V202H244ZM24 202V203H23ZM100 204H99V203ZM154 202V203H153ZM172 202H173V204H172ZM189 202V203H190ZM230 202V201H229ZM247 202V203H246ZM9 204V206L8 205H6V204ZM12 203V204H11ZM91 203H92V205H91ZM148 203H149V205H148ZM151 203V204H150ZM178 203V204H177ZM195 203V204H194ZM220 203V202H219ZM226 203V202H225ZM236 203H237V201H236ZM243 203V204H242ZM15 204V205H14ZM20 204V206H21V211L20 210H17V209H15L16 207H18V209H19V205ZM101 204H103V205H101ZM123 204H125V205H123ZM127 204L128 205H130L129 207L127 206ZM136 204H137V207H139V208H137L136 209ZM169 204H170V206H169ZM188 204V203H187ZM199 204V205H198ZM221 204V203H220ZM227 204V203H226ZM229 205L231 204V202L230 203H228ZM245 204H247V206L245 205ZM251 204V205H250ZM8 206V208H9V210H6L7 212H12V213H9L10 215H12V216H7V212H5V210L3 209V208H6V206ZM17 205V206H16ZM22 205L24 206L23 208H22ZM38 205V208H40V205H42V208L40 209L41 211L39 212L38 210L39 209H37V206ZM97 205V208L95 207ZM132 205H133V207H132ZM134 205H135V207H134ZM141 205H142V207H141ZM151 205V206H150ZM163 205H167V207H164ZM178 205H180L182 208H184L183 209V211H182V208H180V206H179V208H180V210L179 209H177V211H174V210H176L175 208L176 207H178ZM193 205V206H192ZM194 205L198 208V210L199 209H201V211H199L198 213H201L202 215H203V217L202 218H200L199 217V215L200 216H202L201 214H197L196 213V211L197 210H193L194 208H196V207H194ZM215 205V204H214ZM232 205H233V203H232ZM235 205V204H234ZM238 205V204H237ZM237 205H235V206H237ZM249 205V206H248ZM14 206H15V208H14ZM27 206V207H26ZM94 206V208L92 209V207ZM107 206L109 207V208H107ZM112 206H113V208L114 207H116L115 209H117V210H115L114 209V211H113V209H112ZM124 206H126V208L124 207ZM173 206V207H172ZM187 206V205H186ZM228 206V205H227ZM226 206V207H227ZM25 207H26V209H25ZM29 207V208H28ZM30 207H33V208H31L30 209ZM101 207H103V208H101ZM107 209H106V208ZM119 207H120V209H119ZM122 207V208H121ZM149 209H147V208ZM192 207H194V208H192ZM225 207V208H226ZM245 207V208H244ZM247 207H249L248 208V210H246L247 209ZM16 210V213L19 211V214L17 213H14L12 210ZM123 208L125 209V211L123 210ZM154 208V209H153ZM167 208H170V210H171V208L172 209H174V210H172V211H170V213H169V210L167 211ZM210 209V211L212 212L211 214L208 212V210ZM219 207H218V209H220ZM230 208V207H229ZM231 208H232V206H231ZM235 208V207H234ZM234 208H232V210H230V211H233V209ZM236 208H238V207H236ZM246 210V211H244V209ZM253 209V210H249V209ZM23 209H25V210H23ZM37 209V210H36ZM94 209H96L97 210V213L96 212H94ZM143 209V210H142ZM151 209H153V212L151 211ZM167 211H165V210ZM208 209V210H207ZM33 210V211H32ZM35 210L37 211V213H34L35 212ZM42 210H44L43 212H42ZM86 210V209H85ZM84 210V212H86ZM88 210V209H87ZM95 210V211H96ZM110 210V211H109ZM190 210L193 212V214H192V212L190 213ZM204 210H206L207 212H205L204 213ZM229 210V209H228ZM135 211H134V213H135ZM140 211V212H139ZM162 211L163 213L164 212H166V213H169L168 215L169 216H167L166 215V213H165V215L164 216H167V217H165V219H162V220H160V218H162L161 216H163L162 215V212L160 213V212ZM182 211V212H181ZM251 211V212H250ZM3 212V213H2ZM20 212L22 213L21 214V216H23L24 218H22L21 216H20ZM42 212V213H41ZM89 211L87 212V213H90ZM100 212L97 214V218L98 217H100ZM116 212V213H115ZM147 212V213H146ZM151 212H152V214H151ZM186 213V215L184 214V215H182L181 213ZM203 212V213H202ZM225 212V211H224ZM227 212V211H226ZM242 212H243V214H242ZM254 213L255 212V214H253L252 215V217H251V213ZM5 213V215L7 216H4L3 214ZM30 213V214H29ZM80 213V212H79ZM87 213H84V215L85 214H87ZM105 213H102L103 214V216H101V217H106V214ZM144 213H145V215H144ZM150 213V214H149ZM172 213H174V214H176V216L175 215H172ZM180 213V214H179ZM14 214L15 215H17V216H20L19 218L16 216H14ZM27 214V215H26ZM29 214V215H28ZM39 214V215H38ZM41 214H42V216H43V214H44V216L43 217H45V218H42V216H41ZM92 214H91V217L90 218H92ZM94 214H93V216H94ZM154 214H155V218H154ZM178 214V215H177ZM191 214H192V216H193V218L191 219ZM208 214V215H207ZM210 214V215H209ZM25 215V216H24ZM34 215V216H33ZM35 215H36V218H35ZM81 217H79V216H76V217H78L77 219H75V218H73L74 220H75V222H76V220L78 221L77 222V224L81 227V226H86L87 227V230L89 229V231H95V229H96V231H95V233H97L100 229H101V227H100V221L102 222V220H101V218L99 219L98 218V220L96 219L95 220V216L92 218V219H90L89 217H88V214H87V219H89V222H87V220L85 219L86 217H84V215H83V212H81L80 214H79ZM99 215V216H98ZM151 215L153 216V217H151ZM159 217H157V216ZM171 215V216H170ZM181 215V216H180ZM221 215V216H220ZM27 216V217H26ZM30 216H32V217H34L33 219H31L30 218ZM86 216V215H85ZM89 216H90V214H89ZM150 216V217H149ZM173 216H174V219L177 217L178 218V216H179V218L181 217V221H180V223H178L179 222V220L180 219H178L176 222L177 223H175L174 221V219H172L173 218ZM191 216V217H190ZM214 216V217H215ZM223 216V217H222ZM244 216V217H243ZM3 218V220H2V218ZM84 217V218H83ZM136 217V216H135ZM199 217V218H198ZM256 217H258V216H256ZM12 218V219H11ZM20 218H22V219H20ZM28 218V219H27ZM40 218V219H39ZM42 218V219H41ZM149 218H152V219H150V220H148ZM164 218V217H163ZM176 218V219H177ZM186 218H188V219H186ZM205 218H209V219H207V221H206V219ZM210 218H211V220H210ZM215 218H217V217H215ZM235 218V219H234ZM240 218V217H239ZM249 218V219H248ZM15 219H16V221H15ZM20 219V220H19ZM29 221V223L32 221H34L33 223L31 222L30 224H28V221ZM45 220V224L43 223L44 222V220ZM80 219V220H79ZM85 219V220H84ZM158 219H159V221H164V220H166V221H164V222H166V224L168 225L167 227L164 225L162 228H160L159 230H158V232L157 233H154V234H152L151 236H149L146 240H144L142 243H138L139 244V246H140V248L138 249V250H135L134 249V246L135 245H137V242H138V240L140 239V238H142L143 236H146L145 234H148V232L150 233V230L151 229H148V230H146V228H148L149 226L152 228L153 227V225H154V222L152 221V220H155L156 222L155 223H160L159 221H158ZM196 219H199L198 221L199 222H197V220ZM224 219V220H223ZM243 219V220H242ZM247 221H246V220ZM255 219V218H254ZM258 219V218H257ZM19 220V224L20 223H22V225H23V223H24V225H26V227L25 226H22V225H17L18 224V221ZM22 220H24V221H22ZM40 220H42V221H40ZM74 220H72L73 222H74ZM143 220V221H142ZM167 220H168V222H167ZM172 220V221H171ZM210 220V221H209ZM225 220H226V222H225ZM252 221V222H250V221ZM7 223H6V222ZM40 221V222H39ZM47 221V222H46ZM71 221V219H64V224H65V227H66V229H67V231H65V232H68V230L70 231V234H71V237L72 236H74L72 239H71V241L72 242H74V240H75V242L74 243H72V242H68V238L66 239L67 240V242L69 243H65V247H67V249H69V251H71L72 249H71V247H73L72 245H77V247L75 246V249L76 248H78V247H80L81 245H84V244H86V239L88 238L89 239V237H91V236H89V235H92L91 234V232H90V234H89V232L87 231L86 232V230H85V232H86V234H87V238H85L86 236L84 235V237H83V232H84V229L86 228V227H81V228H79V231H80V229H83V230H81V232H79V231H77L76 230V232H75V229H77L76 227H75V225H77V224H75V222H74V224H73V222ZM81 221V222H80ZM85 221V222H84ZM91 221V222H90ZM95 221V222H94ZM96 221H99L97 224H96ZM134 221V222H135ZM148 221H151L150 223H146V222H148ZM169 221H171L170 222V224H169ZM185 223H184V222ZM189 223H187V222ZM200 221H202V222H200ZM211 221H213V222H211ZM237 221V223H235ZM245 222V224H244V222ZM10 222V223H9ZM11 222H14V223H11ZM72 222V223H71ZM142 222V223H141ZM145 222V225L143 224ZM194 222V223H193ZM204 222V223H203ZM211 222V223H210ZM238 222H239V224H238ZM243 222V223H242ZM36 223V224H35ZM38 223V224H37ZM39 223L41 224L40 225V227H39ZM80 223H83V224H81L80 225ZM86 225H85V224ZM140 223V224H139ZM175 223V224H174ZM189 225H187V224ZM190 223H193L192 225L190 224ZM227 223V224H226ZM243 225H242V224ZM249 223H251V224H249ZM5 226H4V225ZM11 224H13V225H11ZM31 224H33V225H35V226H32ZM141 224H143V225H141ZM150 224H153V225H150ZM171 224L173 225V226H171ZM195 224V225H194ZM197 224V225H196ZM17 225V226H16ZM28 225H29V227H28ZM137 225H135V226H137ZM146 225H147V227H146ZM156 225V224H155ZM179 225V226H178ZM183 225H184V228H183V230H182V227H183ZM219 225V224H218ZM236 225V226H235ZM253 225V226H252ZM15 226V227H14ZM30 226L32 227V230L30 231L29 229H30ZM46 226V227H45ZM102 226V225H101ZM194 226H195V228L197 227V228H199V230L196 228V230H198V231H196L195 230V228H194ZM209 226H207V228L208 229H204V230H206L205 231V234L207 235V232L209 231V230H212V227L210 226V228L211 229H209ZM221 226V225H220ZM219 226V227H220ZM240 226H241V228L242 229H240L239 230V228H240ZM251 226V227H250ZM0 227V231L1 232H3V229ZM33 227H35L36 229H34L33 230ZM42 227V228H41ZM49 227H50V225H49ZM90 227V228H89ZM100 227V228H99ZM149 227V228H150ZM253 227V228H252ZM258 226H256V230L255 231H257L258 230V228H257ZM29 228V229H28ZM45 228V229H44ZM94 228V229H93ZM142 228H144V231L142 230ZM175 228V227H174ZM206 228V227H205ZM228 228H225V230L226 229H228ZM235 230H234V229ZM19 229V228H18ZM25 229H27V230H25ZM41 229V230H40ZM44 230V232H43V230ZM47 229H48V231H47ZM50 229H52V231L50 230ZM59 229H60V227H59ZM91 229V230H90ZM98 229V230H97ZM176 229V228H175ZM174 229V230H175ZM185 229V230H184ZM192 229H194V230H192ZM214 230L213 231H215V229H216V231L215 232H217V231H219V229L222 231V235H219V234H221V231L220 232H217V234H216V236L215 237H217V235H219L220 236V238L218 237V240H216V238L215 237H213L211 234H208L207 236L204 234V230H201V231H203V232H201V235H204L205 237H207V238H205V239H207L206 241V243H207V245H208V243L211 245L212 243L214 244V242L215 243H217V244H215L214 246L213 245H211L212 247H214V248H216L217 247V245H218V242L220 243L221 242V236H222V239H224V240H226L227 242H228V240H229V238L230 237H235L236 235H234V236H232L233 234H234V232H232V235H230V237L228 236V234H225V231H224V229H222L221 227L218 229L217 227H214L213 228ZM246 229V230H245ZM6 230H8V228L6 229H4V232L6 231ZM20 230V229H19ZM23 230V231H22ZM24 230L25 231H27V234H28V236H27V234H26V232H24ZM29 230V231H28ZM36 230V231H35ZM51 232H50V231ZM182 230V231H181ZM33 231H34V234H33ZM37 231H39V232H37ZM139 231H143V233L141 232H139ZM191 231H193V232H191ZM213 231H212V234H213ZM238 232V234H237V232ZM250 231V232H249ZM251 231H253L252 232V234H251ZM30 232H31V234H30ZM40 232H41V234H40ZM45 232H47V234H45ZM59 232V231H58ZM73 232H74V234H73ZM77 232H78V235H77ZM187 232V231H186ZM194 232H195V235H194ZM209 232H211V231H209ZM239 232H240V234H239ZM159 233H161V234H159ZM33 234V235H32ZM44 236H43V235ZM49 234H51V235H49ZM52 234H54L53 236H55L56 235V239L52 236ZM59 234H60V232H59ZM81 234V235H80ZM93 234H94V232H93ZM163 234V235H164ZM175 234V235H176ZM250 234H251V236H250ZM16 235H17V232H16ZM47 235V236H46ZM158 235H159V237H158ZM162 235V236H163ZM174 236V240L178 237V236ZM200 235V234H199ZM240 235V236H239ZM242 235H243V237H242ZM255 235V236H254ZM18 236V235H17ZM30 236V237H29ZM46 236V237H45ZM49 236V237H48ZM93 236V235H92ZM142 236V237H141ZM210 236H212L213 238V240H214V242H212L211 240V238H209ZM249 236H250V238H249ZM27 237H28V239L30 240V242H29V240L27 239ZM68 237V236H67ZM242 237V238H241ZM244 237H246V238H244ZM45 238V239H44ZM46 238H48L47 239V241H46ZM69 238H70V236H69ZM75 238V239H74ZM83 238H85L84 240H83V243H81V239H83ZM236 238V237H235ZM250 240H249V239ZM252 238V239H251ZM16 239H17V237H16ZM32 239V240H31ZM38 239V240H37ZM39 239H41V240H39ZM44 241H43V240ZM55 239V240H54ZM64 239V240H65ZM74 239V240H73ZM79 239H80V241H79ZM191 239H193V238H191ZM241 239V240H240ZM51 240V241H50ZM53 240V241H52ZM208 240H210L209 242H208ZM220 240V241H219ZM224 240H222V241H224ZM233 240H235V239H233ZM233 240H231V241H229V243L227 244L226 243V241H224V243H226L224 246L225 247H227L226 249H228V246L230 245V247L229 248H231V249H228V250H232V247H235V241L233 242L234 244H232V241ZM244 241V243H243V241ZM246 240V241H245ZM34 241V242H33ZM35 241H37V244H36V242ZM85 241V242H84ZM218 241V242H217ZM237 241V242H238ZM255 243H254V242ZM17 242H18V240H17ZM32 242H33V244H32ZM39 242H41L40 244H39ZM43 242V243H42ZM45 242H49L48 244L47 243H45ZM59 243V246L57 245L58 243ZM61 242H62V244H61ZM146 242V243H145ZM211 242V243H210ZM231 242V243H230ZM236 242V243H237ZM20 243H22V244H20ZM31 243V244H30ZM76 243V244H75ZM145 243V244H144ZM224 243H220L221 244V247H223L224 248V246H223V244ZM41 245V247H39V245ZM47 244V245H46ZM53 245V246H51V245ZM54 244L56 245V246H54ZM68 244V245H67ZM72 244V245H71ZM238 244V243H237ZM31 247H30V246ZM37 245V246H36ZM170 245V244H169ZM210 245H208V248L209 249H212L211 247H210ZM228 245V246H227ZM232 245H234V246H232ZM240 245H242V248H241V246ZM243 245H245V246H243ZM28 246V247H27ZM44 246H46V247H44ZM71 246V247H70ZM167 245H165V247H166ZM171 246V245H170ZM169 246V247H170ZM51 247V248H50ZM64 247V246H63ZM219 245H218V247L216 248V249H214V251L213 250H211V251H213L214 252V254H215V252L217 251L219 254H220V256L222 257L221 259L222 260H224V261H232L233 259H234V257H233V259H232V257L231 256H229V257H231L230 259H229V257H227L226 259H225V257L227 256V254L225 255L224 253H226V252H224L223 253V251L224 250H226V249H223L222 250V248H221ZM239 247L241 248V250L239 249ZM249 249H248V248ZM31 248V249H30ZM37 248V249H36ZM53 248V249H52ZM81 248V247H80ZM123 248H125V249H123ZM147 248V252H146V249ZM236 248H235V250L234 251H236ZM30 249V250H29ZM34 249V250H33ZM47 249V250H46ZM50 249V250H49ZM60 249V250H59ZM64 249V248H63ZM66 249V248H65ZM64 249V250H65ZM71 249V250H70ZM73 249H74V247H73ZM75 249H74V251H75ZM130 249V250H129ZM144 249V251L146 252V254L144 253V252H142V250ZM165 249H171V247L170 248H164L163 247V249H161V251H162V254H163V252H165ZM243 249H244V251H243ZM250 249H251V251H250ZM32 250H33V252L34 253H32ZM36 250V251H35ZM39 250V251H38ZM42 250V251H41ZM54 250V251H53ZM79 249H77V251H78ZM216 250V251H215ZM249 250V251H248ZM28 251V252H27ZM47 251V252H46ZM56 251V252H55ZM76 251V252H77ZM118 251V252H117ZM120 251V252H119ZM169 251H171V250H169ZM222 251V253H220ZM243 251V253H241ZM248 251V253H246ZM58 253L59 255L58 256H60V257H62V258H60V259H57V258H59L58 256H57V258H55L56 257V255L54 256V254H52V253ZM64 252H66L67 253V250L66 251H64ZM78 252H83V251H81V249L78 251ZM77 252V253H78ZM213 252H211V253H213ZM23 254V255H21V254ZM36 253V254H35ZM71 253L72 254H68L70 257H72L73 255H76V256H73V259L75 260V263H77V264H79L78 263V260H83V259H80V258H85V257H87V259L89 258V256H87V255H85V254H83V253H80V254H83V255H80V254H78L79 256H77V254H75V253H73V251H71ZM159 253L161 254V252H160V250H159ZM158 252H157V254H158V256H159V258H160V254H159ZM166 253H168L167 251H166ZM166 253H164V255L166 254ZM217 253V254H218ZM227 253H228V251H227ZM232 253H233V251H232ZM244 253L246 254V257H245V255H244ZM252 253V254H251ZM19 256H18V255ZM47 254V255H46ZM217 254H216V256H217ZM22 256V258H21V256ZM38 255V256H37ZM52 255V256H51ZM136 255V256H135ZM167 255V254H166ZM230 255H232L231 253H230ZM18 258H17V257ZM48 256V257H47ZM51 258H50V257ZM69 256L67 257V259H69ZM133 256H135V257H137V259L135 258V257H133ZM139 256V257H138ZM219 256V255H218ZM217 256V258H219ZM27 257V258H26ZM34 257V258H33ZM36 257H37V259H36ZM42 257V258H41ZM77 257V258H76ZM121 257V258H120ZM149 257V258H150ZM166 257V256H165ZM165 257H163V255L161 256V258H165ZM243 257H245L244 259H243ZM20 258H21V260H20ZM159 258H157V259H159ZM161 258H160V260H161ZM237 258L239 259V260H237ZM249 260H248V259ZM257 258H258V253H257ZM256 257H255V259H257ZM9 259H8V261H9ZM26 259V260H25ZM31 259V260H30ZM55 259V260H54ZM72 258H70L69 260L70 261H72L71 260ZM93 259V258H92ZM120 259V260H119ZM11 260H10V262H11ZM16 260V261H15ZM44 260V261H43ZM58 260V261H57ZM60 260V261H59ZM61 260H64V262L63 261H61ZM74 260L72 261V262H74ZM241 260H243V261H241ZM245 260H247L246 261V263H245ZM250 260H251V262H250ZM12 261V262H13ZM26 261V262H25ZM50 261V263H48V262ZM56 261V262H55ZM85 261V260H84ZM84 261H81V264H89L88 263V261H90V258L88 259V260H86L87 262H84ZM103 262H104V260H102ZM101 261V262H102ZM159 261V260H158ZM158 261H157V263L156 264H158ZM235 261V260H234ZM22 262V263H21ZM30 262V263H29ZM39 262H41V263H39ZM61 262H63V263H61ZM67 262H69V261H66V263ZM71 262V263H72ZM104 263V264H105ZM69 264V263H68ZM74 264V263H73ZM101 264V263H100ZM140 264H142L141 263V261H140Z\"/></svg>",
  "mask_w": 264,
  "mask_h": 264
},
{
  "label": "built area",
  "instance_id": "obj_3",
  "mask_svg": "<svg viewBox=\"0 0 264 264\" xmlns=\"http://www.w3.org/2000/svg\"><path fill=\"white\" fill-rule=\"evenodd\" d=\"M139 248H140V246H138V245H135V246H134V249H135V250H138Z\"/></svg>",
  "mask_w": 264,
  "mask_h": 264
}]
</instances>
